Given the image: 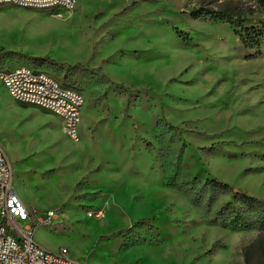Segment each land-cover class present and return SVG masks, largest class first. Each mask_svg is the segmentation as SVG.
Listing matches in <instances>:
<instances>
[{"label": "rangeland", "instance_id": "obj_1", "mask_svg": "<svg viewBox=\"0 0 264 264\" xmlns=\"http://www.w3.org/2000/svg\"><path fill=\"white\" fill-rule=\"evenodd\" d=\"M238 2L0 4V70H44L85 96L73 140L61 117L0 82V144L32 212L22 224L59 213L36 228L39 244L86 264H264V233L211 224L180 189L210 178L264 198V55L228 23L191 16L201 6L246 8ZM246 16L264 22V12ZM74 66L99 75H73ZM166 123L182 140L161 136Z\"/></svg>", "mask_w": 264, "mask_h": 264}, {"label": "built area", "instance_id": "obj_2", "mask_svg": "<svg viewBox=\"0 0 264 264\" xmlns=\"http://www.w3.org/2000/svg\"><path fill=\"white\" fill-rule=\"evenodd\" d=\"M79 0H0L26 8L72 10ZM0 82L16 100L43 108L61 117L68 136L79 139V124L85 96L79 89L62 84L51 73L27 65L0 70ZM13 164L0 144V264H86L70 256L68 248H44L35 239L39 225L59 218L56 210L36 218V225L23 226L32 214L14 187Z\"/></svg>", "mask_w": 264, "mask_h": 264}, {"label": "trees", "instance_id": "obj_3", "mask_svg": "<svg viewBox=\"0 0 264 264\" xmlns=\"http://www.w3.org/2000/svg\"><path fill=\"white\" fill-rule=\"evenodd\" d=\"M246 4V8H237L225 5L222 8H212L201 6L191 11V16L215 23H228L234 34L242 42L243 46L250 50H255L253 56L264 55V22L249 24L250 15L255 12H264V0H237ZM35 66L45 63L43 58H28ZM73 75H80L86 72L95 77L99 73L91 72L78 66L72 68ZM103 79L107 80L106 76ZM163 121H159L157 127L162 128ZM173 131H177L172 134ZM169 135L172 139L179 137L182 140V133L179 128L166 123L161 130V136ZM187 147L182 143L179 151L183 155ZM180 189L189 195L191 201L201 207L206 218L211 224L233 231L256 230L264 233V198L249 195L241 189H234L227 183L218 179L207 178L205 182H200L197 178L185 181L180 184ZM229 197V200L225 198Z\"/></svg>", "mask_w": 264, "mask_h": 264}, {"label": "bare ground", "instance_id": "obj_4", "mask_svg": "<svg viewBox=\"0 0 264 264\" xmlns=\"http://www.w3.org/2000/svg\"><path fill=\"white\" fill-rule=\"evenodd\" d=\"M16 42H17V41H16ZM1 142H2V141H1ZM1 145L4 147V144H3V143H2ZM5 151H6V150H5ZM6 152H7V151H6Z\"/></svg>", "mask_w": 264, "mask_h": 264}]
</instances>
